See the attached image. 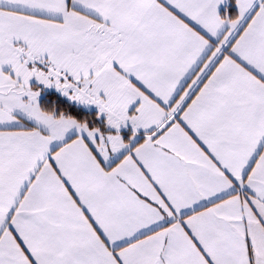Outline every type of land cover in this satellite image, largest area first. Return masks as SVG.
I'll return each instance as SVG.
<instances>
[{"label": "snow or ice", "instance_id": "1", "mask_svg": "<svg viewBox=\"0 0 264 264\" xmlns=\"http://www.w3.org/2000/svg\"><path fill=\"white\" fill-rule=\"evenodd\" d=\"M0 264H264V0H0Z\"/></svg>", "mask_w": 264, "mask_h": 264}]
</instances>
